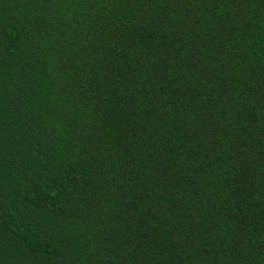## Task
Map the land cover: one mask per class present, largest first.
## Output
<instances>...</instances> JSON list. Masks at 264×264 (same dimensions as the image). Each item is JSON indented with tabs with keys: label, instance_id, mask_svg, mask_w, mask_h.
<instances>
[{
	"label": "trees",
	"instance_id": "trees-1",
	"mask_svg": "<svg viewBox=\"0 0 264 264\" xmlns=\"http://www.w3.org/2000/svg\"><path fill=\"white\" fill-rule=\"evenodd\" d=\"M0 264H264V0H0Z\"/></svg>",
	"mask_w": 264,
	"mask_h": 264
}]
</instances>
